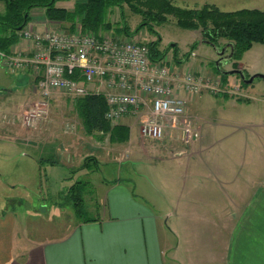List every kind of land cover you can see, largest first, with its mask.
Returning <instances> with one entry per match:
<instances>
[{
    "label": "crops",
    "instance_id": "obj_1",
    "mask_svg": "<svg viewBox=\"0 0 264 264\" xmlns=\"http://www.w3.org/2000/svg\"><path fill=\"white\" fill-rule=\"evenodd\" d=\"M174 1L187 8L211 4L223 11H264V0ZM33 11L30 24H36ZM225 44L221 48L230 51L231 45ZM188 56L180 59L174 52L172 69L177 75L184 74L181 63L186 65ZM239 63L248 73H259ZM237 80L228 89L233 94L216 98L204 91V97L195 101L215 113L221 108L222 116H191L198 137L188 145L181 140L173 155L178 165L173 182H167L153 205L137 198L128 184L112 181L99 185L103 207L97 221L67 218L42 226L49 207L24 216L0 197V264H168V259L174 264H264V92L260 99L251 98L254 102H241L235 96L242 83ZM87 86L98 89L99 82ZM226 108L237 117H226ZM6 143L13 160L23 155L24 160L39 163L28 152L21 154L16 143ZM54 161L48 158L49 164H58ZM63 163L69 166L71 157Z\"/></svg>",
    "mask_w": 264,
    "mask_h": 264
},
{
    "label": "rangeland",
    "instance_id": "obj_2",
    "mask_svg": "<svg viewBox=\"0 0 264 264\" xmlns=\"http://www.w3.org/2000/svg\"><path fill=\"white\" fill-rule=\"evenodd\" d=\"M174 2L181 8H187ZM60 4L69 8L74 6V1H63ZM44 11L34 10L33 18L37 21H35L36 24L29 23L24 29H34L39 32H44L48 28L69 31L65 28L66 23L49 20ZM4 12L5 5L0 1V14ZM124 13L130 32H136L142 17L133 13L128 6H125ZM44 15L45 18L42 19L41 16ZM121 16L120 9L112 8L109 14L111 27L101 30L100 36L125 41L126 35L118 30L122 20ZM167 17V22L156 26L157 34L144 28L133 36L129 35L133 39L128 40L148 45L160 39L158 47L166 52L163 60H166L171 68L176 65L175 51L180 59L189 54L191 57L188 56L187 59L190 61L186 65L181 63L184 65L182 71L184 73L198 72L208 81L210 87L215 88L204 90L206 95L223 98L230 94L228 91L237 85L238 77L227 76L226 81H222V74L219 73L221 67L223 70L226 69L225 67H232V63L229 64V61L224 59L228 53L219 57L216 53L219 51H215L210 43L204 41L201 29H183L177 25L174 16L168 15ZM40 20L46 21V24L41 23ZM223 42L227 41H221ZM29 44L26 39L21 40L19 35L18 43L14 44L8 52L22 51L28 48ZM15 45L18 46L17 49ZM219 48L222 51L223 48ZM192 52L195 55H192ZM219 59H223L220 62L222 66L218 65ZM240 61L245 63L249 70L264 74V44H254ZM243 67L239 63V68ZM88 88L90 92L97 90V87L94 90ZM239 88L241 90L235 94L239 97V101L254 102L253 99H260V93L264 92V79L258 77L250 85L240 83ZM102 90L100 91L104 94L109 91V88L102 87ZM181 97L188 102L186 117L190 121L193 116L197 117V114L222 116L221 108H215L218 112L215 113L208 110L206 106L196 105L195 101L204 97L202 93L193 95L183 92ZM80 98L82 97H73L58 92H53L46 98L39 89L34 72L27 67H13L0 58V181L4 182V185H0V197L11 201L9 205L18 208L24 216L29 215V210L36 209L40 212L49 207V212H54V215L51 217L49 212L43 215L47 216V219L41 221L42 226L57 224L67 218L70 222L82 221L77 215L79 210L77 211L72 204L65 203L64 200L67 190L76 182L90 183L84 193V204L88 214L94 217L99 215L103 207L101 195H99L100 184L121 181L130 186L137 198L153 205L155 204L154 197H160L167 182L172 184L173 172L178 166L173 155L183 141L180 139L182 138L181 120L177 127H169L163 139L145 138L141 133V128L143 121L151 115V110L146 108L139 112L127 113L113 122L105 117L109 123V130L91 133L87 129L82 115L83 111L78 103ZM145 100L150 103L148 96ZM226 111V117L236 118L238 115L234 110L226 108ZM123 127L127 130H123ZM131 134H133L132 140ZM6 142L16 143L22 149H20L21 154L26 151L39 159V163L24 160L26 156L23 155H16V160H13L9 155L11 148ZM183 144H185L184 141ZM166 150L169 154H166ZM61 152L66 153L65 159H63L64 155L60 154ZM68 156L72 160L69 166L68 163H63L69 158ZM48 158L49 160L55 159L56 162L53 163L58 164H49ZM164 158H166L165 161ZM18 200L23 203L14 205ZM168 264L174 263L168 259Z\"/></svg>",
    "mask_w": 264,
    "mask_h": 264
},
{
    "label": "built area",
    "instance_id": "obj_3",
    "mask_svg": "<svg viewBox=\"0 0 264 264\" xmlns=\"http://www.w3.org/2000/svg\"><path fill=\"white\" fill-rule=\"evenodd\" d=\"M19 35L30 43L28 48L14 53L0 50V58L34 72L44 97L53 92L84 97L103 94L102 87L109 88L104 92L108 120L117 121L127 113L148 108L151 115L143 121V137L163 139L169 127H177L180 120L185 144L198 137L186 117L187 102L180 93L200 95L215 89L201 74L188 71L179 76L163 59L152 60L147 44L103 37L80 26L74 31L23 29ZM95 82H99L98 89L90 92L87 85Z\"/></svg>",
    "mask_w": 264,
    "mask_h": 264
},
{
    "label": "trees",
    "instance_id": "obj_4",
    "mask_svg": "<svg viewBox=\"0 0 264 264\" xmlns=\"http://www.w3.org/2000/svg\"><path fill=\"white\" fill-rule=\"evenodd\" d=\"M0 1L5 5V12L0 14V49L7 52L18 43L19 33L30 23L31 12L35 8H43L46 17L51 21L66 23L65 28L69 31H74L80 26L83 31H92L96 35H100L103 29H110L109 14L112 8L121 10L122 20L118 30L127 36L135 35L144 28L156 33V26L167 22V16L172 15L176 18L177 25L183 29H201L204 41L211 45L221 47V41H227L225 45H231L235 67H238L239 61L254 44H264V11L259 9L223 11L211 4H206L201 9L181 8L174 0H73L72 9L60 4L72 0ZM125 6L142 17L134 33L130 32L124 13ZM159 43L160 39L148 43L154 61L162 60L166 53L159 49ZM226 78L227 75H221L222 81H226ZM78 103L89 132L109 130V123L105 118L108 106L104 94H89L80 98ZM89 184L76 182L64 195L65 203H70L79 210L77 215L81 222L98 220V217L88 214L84 204V193Z\"/></svg>",
    "mask_w": 264,
    "mask_h": 264
},
{
    "label": "water",
    "instance_id": "obj_5",
    "mask_svg": "<svg viewBox=\"0 0 264 264\" xmlns=\"http://www.w3.org/2000/svg\"><path fill=\"white\" fill-rule=\"evenodd\" d=\"M134 35V34H133ZM132 35V36H133ZM214 46V45H212ZM215 47V46H214ZM226 53V48L222 49L221 52H218V55L220 57H223ZM233 55V50L231 51V53L229 54V57L231 58ZM219 65V63H218ZM221 73L223 74H229V75H235V74H239L241 76V79L242 81L245 83V84H252L254 82V80L258 77L260 78H263L264 79V74L263 73H256L254 75H252L249 79L246 78L245 74L243 73V71L241 70H231V71H221Z\"/></svg>",
    "mask_w": 264,
    "mask_h": 264
},
{
    "label": "flooded vegetation",
    "instance_id": "obj_6",
    "mask_svg": "<svg viewBox=\"0 0 264 264\" xmlns=\"http://www.w3.org/2000/svg\"><path fill=\"white\" fill-rule=\"evenodd\" d=\"M215 46V45H214ZM213 46V47H214ZM214 49H215V51L216 50H218L219 52H221V50H220V48L219 47H217V46H215L214 47ZM216 53L218 54V52L216 51ZM228 53V55H227V57L226 58H224V59H226V60H228L229 61V63L231 62L232 63V67H230L229 69H225V70H223V68L221 67V71H231V70H241V71H243V73L245 74V76H246V78L247 79H249L252 75H254V74H250V73H248L245 69H241V68H239V65H238V67H235L234 65H233V61H232V57L230 58L229 57V54L231 53V50L230 51H226V54ZM220 57V56H219ZM223 59H219V65L221 64L220 62L222 61ZM220 66H222V65H220ZM226 68V67H225ZM221 71H219V72H221ZM256 74V73H255ZM223 75H227V76H229V74H223ZM235 76H237L238 78H239V81L240 82H242L243 84H245L243 81H242V79H241V76L239 75V74H235ZM248 85V84H247ZM250 85V84H249Z\"/></svg>",
    "mask_w": 264,
    "mask_h": 264
}]
</instances>
